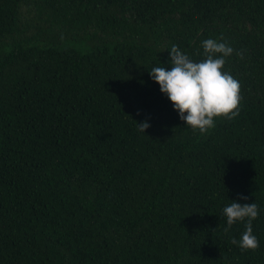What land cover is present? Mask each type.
I'll list each match as a JSON object with an SVG mask.
<instances>
[{
  "label": "trees",
  "instance_id": "1",
  "mask_svg": "<svg viewBox=\"0 0 264 264\" xmlns=\"http://www.w3.org/2000/svg\"><path fill=\"white\" fill-rule=\"evenodd\" d=\"M209 38L242 100L200 134L149 71ZM0 264H264V0H0Z\"/></svg>",
  "mask_w": 264,
  "mask_h": 264
},
{
  "label": "clouds",
  "instance_id": "2",
  "mask_svg": "<svg viewBox=\"0 0 264 264\" xmlns=\"http://www.w3.org/2000/svg\"><path fill=\"white\" fill-rule=\"evenodd\" d=\"M204 59L192 60L177 45L169 51L170 68L153 67L149 76L159 85L160 92L165 94L177 111L179 119L193 132L207 133L216 126V120L233 119L239 115L241 96L240 81L224 70L226 58L234 52L243 59V53L236 51L224 42L216 39H205L201 42ZM141 132L150 127L147 122L137 124ZM247 200L248 197L241 196ZM226 217L228 233L236 222L246 221L245 230L239 240L231 239L242 251L256 250L259 241L253 234L252 222L259 215L258 205L232 201L222 209Z\"/></svg>",
  "mask_w": 264,
  "mask_h": 264
}]
</instances>
